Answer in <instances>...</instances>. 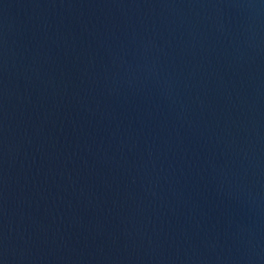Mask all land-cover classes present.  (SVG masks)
<instances>
[{"label":"water","instance_id":"95a60500","mask_svg":"<svg viewBox=\"0 0 264 264\" xmlns=\"http://www.w3.org/2000/svg\"><path fill=\"white\" fill-rule=\"evenodd\" d=\"M0 264H264V0H0Z\"/></svg>","mask_w":264,"mask_h":264}]
</instances>
